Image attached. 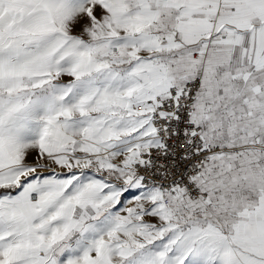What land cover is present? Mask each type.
I'll use <instances>...</instances> for the list:
<instances>
[{"label": "snow or ice", "instance_id": "6c2138e0", "mask_svg": "<svg viewBox=\"0 0 264 264\" xmlns=\"http://www.w3.org/2000/svg\"><path fill=\"white\" fill-rule=\"evenodd\" d=\"M0 264H264V0H0Z\"/></svg>", "mask_w": 264, "mask_h": 264}]
</instances>
